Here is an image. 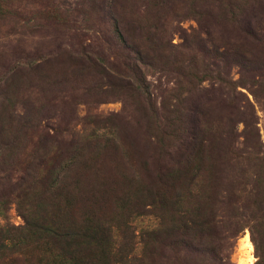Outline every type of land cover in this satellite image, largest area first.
Instances as JSON below:
<instances>
[{
  "label": "rangeland",
  "instance_id": "1",
  "mask_svg": "<svg viewBox=\"0 0 264 264\" xmlns=\"http://www.w3.org/2000/svg\"><path fill=\"white\" fill-rule=\"evenodd\" d=\"M73 260L264 264V0H0V264Z\"/></svg>",
  "mask_w": 264,
  "mask_h": 264
},
{
  "label": "trees",
  "instance_id": "2",
  "mask_svg": "<svg viewBox=\"0 0 264 264\" xmlns=\"http://www.w3.org/2000/svg\"><path fill=\"white\" fill-rule=\"evenodd\" d=\"M207 224V223H206ZM156 245V244H155ZM155 248H156V246H155ZM57 249H60V248H57ZM152 254H153V252H151ZM156 253V252H155ZM56 256V255H55ZM59 256H61V255H59ZM69 261H70V258L68 257V260H66V262H68L69 263ZM73 262H75L74 260H73ZM82 263V262H81ZM75 264H77L76 262H75Z\"/></svg>",
  "mask_w": 264,
  "mask_h": 264
},
{
  "label": "bare ground",
  "instance_id": "3",
  "mask_svg": "<svg viewBox=\"0 0 264 264\" xmlns=\"http://www.w3.org/2000/svg\"><path fill=\"white\" fill-rule=\"evenodd\" d=\"M247 246H249L250 248H252L249 242H248V245ZM250 253H251V251H250ZM252 263H253V261H250L248 264H252Z\"/></svg>",
  "mask_w": 264,
  "mask_h": 264
}]
</instances>
